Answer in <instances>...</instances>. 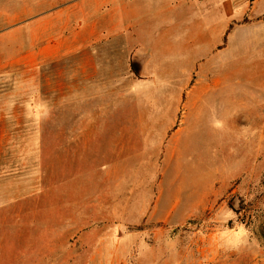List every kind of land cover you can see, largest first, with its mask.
<instances>
[{
  "label": "rangeland",
  "instance_id": "1",
  "mask_svg": "<svg viewBox=\"0 0 264 264\" xmlns=\"http://www.w3.org/2000/svg\"><path fill=\"white\" fill-rule=\"evenodd\" d=\"M22 46L30 52V42ZM259 53L233 59L246 103L205 98L188 121L179 115L159 138L135 136L126 152L112 137L80 136L90 114L112 129V114L138 118L159 106L122 105L129 92L112 87L114 74L81 79L78 56L36 65L0 55V264H106L111 256L115 264H264ZM132 69L125 80L137 79ZM148 124L162 131L163 122L141 120L135 130Z\"/></svg>",
  "mask_w": 264,
  "mask_h": 264
},
{
  "label": "crops",
  "instance_id": "2",
  "mask_svg": "<svg viewBox=\"0 0 264 264\" xmlns=\"http://www.w3.org/2000/svg\"><path fill=\"white\" fill-rule=\"evenodd\" d=\"M24 41L31 47L25 55ZM259 52L264 56V0H0V55L31 57L36 65L40 58L78 56L81 79L89 72L114 74L112 87L129 92L122 105L160 107L139 112L138 118L112 114L118 124L112 129L90 114L80 136L112 137L121 152L129 151L135 136L164 135L179 115L188 121L205 98L227 106L246 103L248 87L233 81V59ZM132 67L137 79L125 80ZM228 111L232 114V107ZM137 120L163 122L162 131L153 134L151 124L135 130ZM141 142L151 146L161 140ZM175 210L163 215L167 222Z\"/></svg>",
  "mask_w": 264,
  "mask_h": 264
}]
</instances>
